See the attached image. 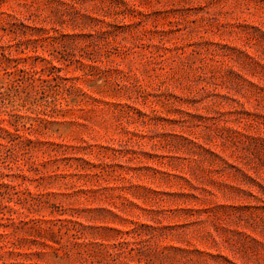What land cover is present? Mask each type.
<instances>
[{
  "label": "rangeland",
  "instance_id": "obj_1",
  "mask_svg": "<svg viewBox=\"0 0 264 264\" xmlns=\"http://www.w3.org/2000/svg\"><path fill=\"white\" fill-rule=\"evenodd\" d=\"M0 264H264V0H0Z\"/></svg>",
  "mask_w": 264,
  "mask_h": 264
}]
</instances>
